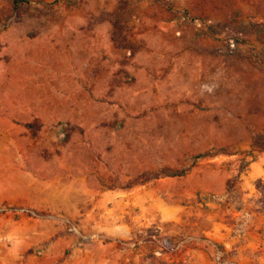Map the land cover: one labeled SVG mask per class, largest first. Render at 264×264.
I'll list each match as a JSON object with an SVG mask.
<instances>
[{
  "label": "rangeland",
  "instance_id": "374dc122",
  "mask_svg": "<svg viewBox=\"0 0 264 264\" xmlns=\"http://www.w3.org/2000/svg\"><path fill=\"white\" fill-rule=\"evenodd\" d=\"M262 134L264 0H0L10 264H178L184 207L240 206Z\"/></svg>",
  "mask_w": 264,
  "mask_h": 264
},
{
  "label": "crops",
  "instance_id": "0c3cea01",
  "mask_svg": "<svg viewBox=\"0 0 264 264\" xmlns=\"http://www.w3.org/2000/svg\"><path fill=\"white\" fill-rule=\"evenodd\" d=\"M253 160L239 173L236 191L241 203L234 207L206 203L185 206L183 222L186 238L191 244L178 254V264H264V210L257 204L256 179L264 180V152H253ZM251 155L243 156L250 160ZM217 245L222 260L214 259ZM0 264H10V258L0 254Z\"/></svg>",
  "mask_w": 264,
  "mask_h": 264
},
{
  "label": "trees",
  "instance_id": "16d2710c",
  "mask_svg": "<svg viewBox=\"0 0 264 264\" xmlns=\"http://www.w3.org/2000/svg\"><path fill=\"white\" fill-rule=\"evenodd\" d=\"M11 7L13 10H17L20 5L23 3H27V0H10ZM113 26L115 29L118 28V21L116 19H112ZM116 36V34H115ZM116 39V37H114ZM246 154L251 155L250 160H248L246 163L248 164L251 160H253V152H264V134L262 135H255L252 137L251 143H250V148L247 151H244ZM238 151L235 152H230L226 148H219L216 149L215 151H206L203 154L197 155L195 159L199 157H204V156H210V155H216V154H236ZM187 172L186 169H178L175 171H156L152 173H147L143 174L139 177H136L134 181L132 182V185L135 184H140L144 183L147 180L150 179H156L159 177H164V176H179L183 175ZM255 188L259 191L261 196L258 199V203L260 204V209L264 210V181L262 179H257L255 181Z\"/></svg>",
  "mask_w": 264,
  "mask_h": 264
},
{
  "label": "built area",
  "instance_id": "2783aa9c",
  "mask_svg": "<svg viewBox=\"0 0 264 264\" xmlns=\"http://www.w3.org/2000/svg\"><path fill=\"white\" fill-rule=\"evenodd\" d=\"M192 239L186 238V239H182L178 242H176V244L174 245V249H179L181 248L186 242L191 241ZM222 258V253L219 249H215V253H214V259L217 262H220Z\"/></svg>",
  "mask_w": 264,
  "mask_h": 264
}]
</instances>
